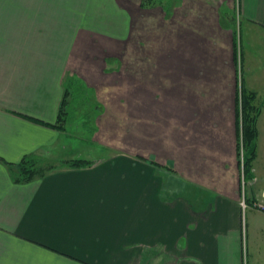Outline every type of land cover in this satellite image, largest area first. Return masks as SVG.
<instances>
[{"label": "crops", "instance_id": "obj_1", "mask_svg": "<svg viewBox=\"0 0 264 264\" xmlns=\"http://www.w3.org/2000/svg\"><path fill=\"white\" fill-rule=\"evenodd\" d=\"M126 1L0 0V264H243L237 66L219 8L238 5L264 35V0H183L184 18H165L179 30L155 66L173 77L164 103L154 70L134 80L141 98L132 76L106 71L126 48ZM67 73L131 96L139 146L17 182L7 162L51 159L64 135L53 123ZM245 198L258 201L254 188Z\"/></svg>", "mask_w": 264, "mask_h": 264}, {"label": "rangeland", "instance_id": "obj_2", "mask_svg": "<svg viewBox=\"0 0 264 264\" xmlns=\"http://www.w3.org/2000/svg\"><path fill=\"white\" fill-rule=\"evenodd\" d=\"M165 1L172 5L176 0H155L157 5L152 6H143V0H127L125 6L131 15L127 33L129 36L118 41L120 45H126V48L121 49L118 53L120 57H116V62L106 59L107 72H113L116 69V71L119 70V72L121 71L133 77L129 81H132L133 85L128 83L129 94L136 93L135 81L137 80L135 78L143 77L147 79L148 75L151 76V72L154 70L155 79H159L158 83L161 87V91L159 90L158 96H156L160 100L158 103H164L162 87L163 90L170 89L173 86V84H170V78L172 79L173 77L169 75V70L163 71L161 75L158 73L157 69H155L157 57L161 51L160 48L169 44L168 42L171 40L169 34L177 29L174 27L179 22L170 23L165 19L167 16L162 6ZM182 1L180 0V3H177L174 7L179 13L181 20L184 18L183 11L186 8L182 6ZM233 9L240 13L238 5ZM219 10H222L221 7ZM171 16L167 17V19H170ZM237 16L239 33L241 29V75L243 74L245 77L247 85L256 82L253 85L261 90V101L259 100V102L262 105V112L258 121V155L254 160L257 182L253 187L250 185V180H247V182L245 179L243 180L240 168L243 196L241 204L244 202L247 205V207L243 208L241 215L244 238L243 264H264V35L263 32L253 33L242 14ZM183 24L181 23L182 27ZM210 24L213 23H192L197 31L200 30L201 25L211 29L212 25ZM166 52L165 54H167ZM238 75L237 73V86ZM140 81L141 79L137 82ZM88 87L90 89L83 88V99H85V102H75V99L71 101V117L67 120L64 135L59 145L53 149L54 156L51 159H44V166L56 163L58 167L60 166V161L69 158L94 160L98 157H107L115 152L126 150L134 152L137 150L139 144L136 136L139 134V128L135 121L137 119L136 114L132 112L135 102L132 101L131 96L126 101L123 96L125 91H122V87L119 85L112 87V90L111 86L98 88L97 93L95 92L96 90H93L94 88L91 89L90 85ZM225 90L227 91V89L222 88L223 92ZM202 93L204 94L205 92L202 91ZM136 95L138 98L146 96V94H141L140 91H137ZM74 97L75 95L72 96V98ZM154 101L156 104V100ZM166 131L159 130V141H161V138H166ZM142 137L144 140L149 141L145 136ZM139 140L142 144H148L141 138ZM163 146L160 145L162 152L165 150ZM253 188L258 195V201L251 203L245 197L246 195L248 197L252 195ZM261 204L262 206H260Z\"/></svg>", "mask_w": 264, "mask_h": 264}, {"label": "trees", "instance_id": "obj_3", "mask_svg": "<svg viewBox=\"0 0 264 264\" xmlns=\"http://www.w3.org/2000/svg\"><path fill=\"white\" fill-rule=\"evenodd\" d=\"M179 1L176 0L171 3L164 2L162 4L166 16L169 17L173 11L175 5ZM143 6L157 5L155 0H143ZM220 10L221 18L220 24L223 28L231 29L233 32V46H234V61L237 66L238 86L236 91V130H237V156L242 172L243 180H253L255 178L254 160L258 155V142L259 135L258 120L262 112V105L259 102L258 92L246 87L243 80V74L241 75V29L239 33V21L237 10L230 8L226 5H222ZM111 62L115 59L109 58ZM65 93L61 100L58 119L53 125L66 129L67 120L71 117L70 103L75 99V102H85L83 99V88H88L85 81L76 74L67 73L64 79ZM93 89V88H91ZM85 90V89H84ZM95 91V89H93ZM80 92V94H79ZM96 92V91H95ZM75 95L74 98L72 96ZM71 98V99H70ZM96 103H98L96 101ZM51 124V123H47ZM12 170V175L15 181L22 182L28 181L37 175L45 174L51 170L57 168L53 164L44 166L43 156L38 153H31L25 155L19 162H7ZM92 163V160L85 158H71L63 160L61 166H75L82 167Z\"/></svg>", "mask_w": 264, "mask_h": 264}, {"label": "built area", "instance_id": "obj_4", "mask_svg": "<svg viewBox=\"0 0 264 264\" xmlns=\"http://www.w3.org/2000/svg\"><path fill=\"white\" fill-rule=\"evenodd\" d=\"M242 204H243V206H244V207H246V206H247V205H246L244 202H242ZM260 206H262V204H261ZM263 208H264V206H263Z\"/></svg>", "mask_w": 264, "mask_h": 264}]
</instances>
